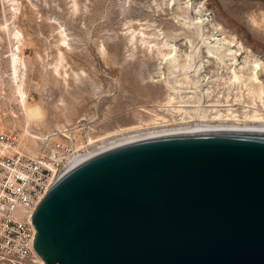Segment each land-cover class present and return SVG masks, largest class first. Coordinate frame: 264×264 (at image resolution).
Listing matches in <instances>:
<instances>
[{
  "label": "rangeland",
  "instance_id": "374dc122",
  "mask_svg": "<svg viewBox=\"0 0 264 264\" xmlns=\"http://www.w3.org/2000/svg\"><path fill=\"white\" fill-rule=\"evenodd\" d=\"M207 36L230 42L241 62L264 60V0H0V130L15 134L20 150L30 141L20 81L40 110L32 131L71 128L60 139L76 146L72 159L144 131L160 115L183 116L173 105L240 112L252 98L224 64L210 67L205 85L194 78Z\"/></svg>",
  "mask_w": 264,
  "mask_h": 264
},
{
  "label": "water",
  "instance_id": "95a60500",
  "mask_svg": "<svg viewBox=\"0 0 264 264\" xmlns=\"http://www.w3.org/2000/svg\"><path fill=\"white\" fill-rule=\"evenodd\" d=\"M31 222L42 264H264V131L103 150L59 175Z\"/></svg>",
  "mask_w": 264,
  "mask_h": 264
},
{
  "label": "bare ground",
  "instance_id": "6f19581e",
  "mask_svg": "<svg viewBox=\"0 0 264 264\" xmlns=\"http://www.w3.org/2000/svg\"><path fill=\"white\" fill-rule=\"evenodd\" d=\"M200 21H204V19ZM210 24H209L210 26L215 25V23L212 22H210ZM207 37L209 38V40L206 39ZM207 37L202 39L204 46L207 48L206 60H202L203 67L201 68L203 69L200 70L199 67L193 71V74L195 76L194 78L199 80L201 85L206 83L209 77L211 76V74L207 73L209 70L211 72L210 67L211 68L215 67V65L213 66V64L214 63L217 64L220 62L224 64L226 69L229 71L230 79L233 82H237V84L244 86V88L246 89L245 91L246 96L248 94L252 98L251 99L252 104H245L246 102L242 103V107L243 106L244 107L240 112L237 109L231 107L229 104L228 106L225 107L224 110H221L220 108L217 107L208 108L202 105L201 103L192 104V107H190V105H177V106L173 105L172 109H174L175 111H181L183 116H181L180 118L172 116V119H169L165 115H160V116L158 115L159 117L156 118V120L154 121L152 120L153 121L152 124L149 125L152 127L144 131H140V132L138 131L128 136H124L122 139L113 141L111 142L110 145L101 147L99 150L91 154L90 153L84 155L76 154L75 158H73L72 161L76 164L86 159L87 157H90L103 150L113 148L115 146L125 144L137 139L155 136V135L198 131V130H209V129H245V130L264 131V110L260 107V104L264 106V60L260 58H256L253 61L252 65L250 64L251 62L248 59H245L243 62H241L238 60V54H240L238 52L239 49L232 48L230 42H227L222 37H212V36L210 37L207 36ZM213 50L220 51L221 53L224 51V53L218 55ZM176 56L174 55L168 58L171 59V61H173L175 58H177ZM19 60H21V57L15 52L12 57V63H13L12 65H13L15 79L18 77L16 70V62ZM193 74L190 75L191 78H193L192 77ZM16 90L20 96V101L23 106L24 114H25L24 134L25 136H27L28 139L30 138V141H28V143L24 145V149L21 151L23 152L26 151L28 155H34L36 154L35 148L36 145L39 144L38 138L40 137L39 134L41 133L32 131V129L34 128L33 121L36 119V117H38L40 110L38 106L28 104L27 93L23 89L21 81L16 84ZM169 99L171 101L172 98ZM39 124L41 127H47L46 126L47 124H45V122L40 121ZM137 129L139 128L132 127L130 131ZM50 130L51 129L49 128L47 129L48 132H51ZM38 262L42 264L43 259L40 257Z\"/></svg>",
  "mask_w": 264,
  "mask_h": 264
},
{
  "label": "built area",
  "instance_id": "2783aa9c",
  "mask_svg": "<svg viewBox=\"0 0 264 264\" xmlns=\"http://www.w3.org/2000/svg\"><path fill=\"white\" fill-rule=\"evenodd\" d=\"M69 129L44 133L34 155L17 148L15 134L0 130V263L38 262L31 215L54 180L75 164L76 146L60 139Z\"/></svg>",
  "mask_w": 264,
  "mask_h": 264
}]
</instances>
